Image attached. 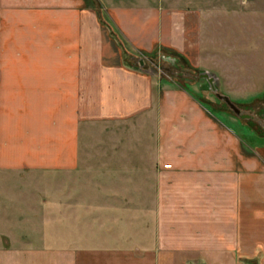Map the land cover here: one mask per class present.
Masks as SVG:
<instances>
[{
    "label": "crops",
    "instance_id": "1",
    "mask_svg": "<svg viewBox=\"0 0 264 264\" xmlns=\"http://www.w3.org/2000/svg\"><path fill=\"white\" fill-rule=\"evenodd\" d=\"M94 1L102 17L91 0H0V264H264V124L134 65L168 51L199 69L212 0ZM243 2L260 23L264 0ZM223 36L206 60L242 101L264 67L243 70Z\"/></svg>",
    "mask_w": 264,
    "mask_h": 264
},
{
    "label": "rangeland",
    "instance_id": "2",
    "mask_svg": "<svg viewBox=\"0 0 264 264\" xmlns=\"http://www.w3.org/2000/svg\"><path fill=\"white\" fill-rule=\"evenodd\" d=\"M224 0H212V3L214 7L211 9L209 5H205V2L200 3L201 7H199L200 10H205L207 7H210L209 13H211L210 16H206V13L203 14L202 18V45H203V51L202 55L205 56L203 61L201 62V66H199V69L193 68L188 64L186 60L183 59L180 55H178L175 52H168V51H158L156 53H153L151 55H142V54H136L137 56L134 57V65H136L137 68H140V59L144 61V69L151 70L155 68L159 75L161 77H165L168 79H171L173 81L177 82H197V86L202 85L203 90H207L206 92L210 94L211 97H214L215 100L217 98L213 94V92L206 86V83L204 80L197 79L199 73L201 72H209L216 78V86L218 88V92L221 94H227L226 88L220 87L221 86V77L220 73L213 71L215 70V67L217 69L221 66L222 62L221 58L223 54H225L226 49H224V44L227 42V39H224L223 32L224 33H230V38L234 39V41L231 40L230 43L235 44L236 49L238 48L237 45H239V51L241 54L240 58L237 61V64L243 69V70H251L253 73L257 70L262 69L264 67V46H261L260 41L257 39L259 37V34L262 36V33L264 32V7H262L260 16L262 19L257 17V20H261L260 23L256 24L254 17H256L254 8L252 6H248V3L245 4L241 0L239 2L240 4H231L228 6L223 7ZM91 8L98 11L102 17L104 15V12L101 10V7L95 5V1L91 0ZM204 5V6H202ZM251 5V4H250ZM206 6V7H205ZM112 13L113 10L111 9ZM213 11V12H212ZM225 11V13H228V16H235L236 20L235 22L231 23L230 32H227L226 28L227 24L222 23V13ZM214 16V17H213ZM259 16V14H257ZM214 18V21L217 19L216 22L212 23L211 18ZM240 21V22H239ZM211 35H214V44L211 42L210 47H214L213 51L217 54H219L218 60L215 62L214 60H206L207 55L206 52V41L209 39ZM223 36V37H222ZM224 39V40H223ZM264 41V40H262ZM257 44L258 47H256L253 51L251 50L254 45ZM260 46V47H259ZM231 48V44H230ZM236 50L238 53L239 51ZM171 67L172 72L167 71V68ZM177 72L184 73L183 77H178L176 75ZM247 84V82H246ZM194 87L195 91L198 92V88ZM245 93L240 97V100L237 101L238 98L233 96L232 94H228V96L231 98V101L235 104H239L238 102H250L255 99H259L264 97V89L258 88V89H248L246 88ZM223 106L227 108L226 105L222 103ZM243 112L252 115L256 120L264 121V103H252V104H243L241 106L237 105ZM228 109V108H227ZM232 113V112H231ZM221 117L226 121L225 115H221ZM232 118L230 125L233 126L234 129L238 131L240 134L244 136V140L246 142L247 146H253L254 142L251 140L249 135V130L247 128L238 127V122H233ZM229 120V119H228ZM230 121V120H229ZM236 121V119H235ZM238 123V124H237ZM253 124V123H251ZM261 126H263L264 123H259ZM264 130V128H263ZM93 169H87V175H93L92 173ZM56 181V180H55ZM92 186V185H90ZM62 184H55L54 185V191L58 195V200H60L61 191H62ZM247 264H255V263H247Z\"/></svg>",
    "mask_w": 264,
    "mask_h": 264
},
{
    "label": "water",
    "instance_id": "3",
    "mask_svg": "<svg viewBox=\"0 0 264 264\" xmlns=\"http://www.w3.org/2000/svg\"><path fill=\"white\" fill-rule=\"evenodd\" d=\"M140 63V68L142 69L144 67V61L140 59L139 61ZM197 79L199 80H204L206 83V86L213 92V94L215 95V97L221 101L223 104H225L227 106V108L239 119L241 120H249L252 119V115H249L245 112H243L235 103H233L231 101V99L226 96L223 95L221 93L218 92V88L216 86V78L214 76H212L211 73L209 72H201L199 73Z\"/></svg>",
    "mask_w": 264,
    "mask_h": 264
},
{
    "label": "flooded vegetation",
    "instance_id": "4",
    "mask_svg": "<svg viewBox=\"0 0 264 264\" xmlns=\"http://www.w3.org/2000/svg\"><path fill=\"white\" fill-rule=\"evenodd\" d=\"M167 71H169V72L171 71V72H172V68H171V67H168V68H167ZM176 75H177L178 77H183V76H184V73H182V72H177ZM248 122H249V123H254V122H258V123L262 122V123H264V121H260V120H258V119L256 120V118L249 119Z\"/></svg>",
    "mask_w": 264,
    "mask_h": 264
},
{
    "label": "trees",
    "instance_id": "5",
    "mask_svg": "<svg viewBox=\"0 0 264 264\" xmlns=\"http://www.w3.org/2000/svg\"><path fill=\"white\" fill-rule=\"evenodd\" d=\"M97 15L99 16V17H101V15H100V13L97 11Z\"/></svg>",
    "mask_w": 264,
    "mask_h": 264
}]
</instances>
